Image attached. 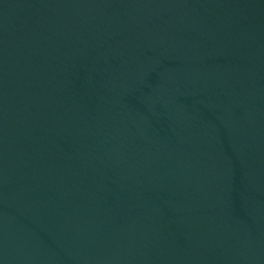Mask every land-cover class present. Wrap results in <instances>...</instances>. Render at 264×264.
<instances>
[{"label": "water", "instance_id": "95a60500", "mask_svg": "<svg viewBox=\"0 0 264 264\" xmlns=\"http://www.w3.org/2000/svg\"><path fill=\"white\" fill-rule=\"evenodd\" d=\"M0 264H264V0H0Z\"/></svg>", "mask_w": 264, "mask_h": 264}]
</instances>
